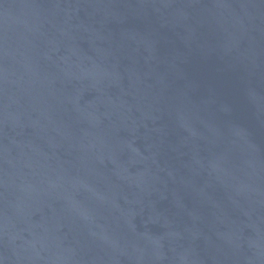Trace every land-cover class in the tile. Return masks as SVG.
Returning <instances> with one entry per match:
<instances>
[{"label": "water", "instance_id": "obj_1", "mask_svg": "<svg viewBox=\"0 0 264 264\" xmlns=\"http://www.w3.org/2000/svg\"><path fill=\"white\" fill-rule=\"evenodd\" d=\"M0 264H264V0H0Z\"/></svg>", "mask_w": 264, "mask_h": 264}]
</instances>
